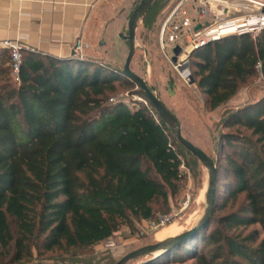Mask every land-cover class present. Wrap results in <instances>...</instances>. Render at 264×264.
<instances>
[{
  "label": "trees",
  "instance_id": "obj_1",
  "mask_svg": "<svg viewBox=\"0 0 264 264\" xmlns=\"http://www.w3.org/2000/svg\"><path fill=\"white\" fill-rule=\"evenodd\" d=\"M21 54L19 84L8 48L0 59V264L87 250L167 210L182 180L181 145L150 103L109 102L129 77L93 59ZM189 59L215 110L264 76V29L211 41ZM221 126L237 129L219 137L232 151L222 202L215 186L208 226L147 264H264V95L227 111Z\"/></svg>",
  "mask_w": 264,
  "mask_h": 264
},
{
  "label": "rangeland",
  "instance_id": "obj_2",
  "mask_svg": "<svg viewBox=\"0 0 264 264\" xmlns=\"http://www.w3.org/2000/svg\"><path fill=\"white\" fill-rule=\"evenodd\" d=\"M139 1L130 0L128 2L124 21L117 31L111 30L112 35L109 42L122 47L110 48L106 62L94 59L108 65L109 72L121 71L124 65L128 43L123 41L121 45V38L117 33L118 31L123 34L127 33V20ZM200 1L158 0L152 13L147 17L146 24L143 18L137 24L136 47L130 67L134 73L145 80L148 87L154 88L158 97L177 116L181 123L183 136L202 149L216 163L219 169L216 201L220 204L225 195V183L229 181L225 156L231 154L232 151L222 146L219 137L221 133H236L237 131L236 128L223 129L221 121L227 111L254 102L264 95V76L258 73L246 79L228 102L211 110L206 97L200 92L193 79V68L190 66L189 79L185 80L179 75L171 60L173 55H170L164 42L162 26L181 5L198 4ZM257 1L264 2V0ZM244 4L245 1H243V6ZM186 6L189 7V5ZM188 11H190L189 8ZM87 59H92V57H87ZM114 84V91L108 93L109 102L121 100L129 106L135 102L150 106L133 80L125 77ZM243 135L249 140L248 133L243 132ZM180 158L182 180L179 183L178 192L170 198L168 209L158 211L155 219L135 223L132 227L122 226L110 239L90 249L74 251L68 255L61 253L45 254L42 257L34 255L26 264H114L132 251L175 236L192 227L203 213L208 177L200 163L181 146ZM227 211L220 212L216 216L223 215ZM169 213L175 214L169 225L162 228H155L152 225L158 217ZM139 261L135 260L127 264H136ZM192 263L189 260L184 264Z\"/></svg>",
  "mask_w": 264,
  "mask_h": 264
},
{
  "label": "crops",
  "instance_id": "obj_3",
  "mask_svg": "<svg viewBox=\"0 0 264 264\" xmlns=\"http://www.w3.org/2000/svg\"><path fill=\"white\" fill-rule=\"evenodd\" d=\"M129 1L0 0V59L6 50L2 42L13 40L22 50L57 59L106 62L110 48L122 47L109 42L110 33L124 21Z\"/></svg>",
  "mask_w": 264,
  "mask_h": 264
},
{
  "label": "built area",
  "instance_id": "obj_4",
  "mask_svg": "<svg viewBox=\"0 0 264 264\" xmlns=\"http://www.w3.org/2000/svg\"><path fill=\"white\" fill-rule=\"evenodd\" d=\"M243 1L245 4L243 6ZM200 3V4H199ZM198 4H183L171 14L162 26L164 42L168 52L180 47L174 68L183 79H189L191 52L205 44L228 35L250 34L255 36L264 29V2L257 0H201ZM189 5V12H186ZM209 23V24H208ZM199 30H195L197 25ZM9 49L10 67L13 81L19 84L22 62L21 44L5 40L1 44ZM175 217L169 213L152 223L155 228L169 225Z\"/></svg>",
  "mask_w": 264,
  "mask_h": 264
},
{
  "label": "water",
  "instance_id": "obj_5",
  "mask_svg": "<svg viewBox=\"0 0 264 264\" xmlns=\"http://www.w3.org/2000/svg\"><path fill=\"white\" fill-rule=\"evenodd\" d=\"M155 1L156 0H140L127 20V33L120 34L122 40L128 43V53L121 72L133 80L137 87L143 91L145 99L152 105L155 113L161 119L163 124L169 129L175 140L205 169L208 177L207 189L205 193V205L202 216L189 229L182 231L174 237L166 238L154 244L147 245L132 251L123 256L114 264H127L135 260H140L136 264H147L166 253H170L175 247L193 238L201 229L207 227L214 212L215 186L217 179V169L214 160L202 149L192 144L183 136L181 123L177 116L172 113L166 104L158 97L154 88L148 87L145 80L138 74L134 73L130 67L136 47L135 42L137 24L149 11ZM200 27V24L197 25L195 30H199ZM172 52L173 56L171 60L175 62L177 56L180 53V47L175 46Z\"/></svg>",
  "mask_w": 264,
  "mask_h": 264
},
{
  "label": "bare ground",
  "instance_id": "obj_6",
  "mask_svg": "<svg viewBox=\"0 0 264 264\" xmlns=\"http://www.w3.org/2000/svg\"><path fill=\"white\" fill-rule=\"evenodd\" d=\"M186 9H187L186 12H189L187 6H186ZM172 225H173V224H172ZM170 226H171V225H170ZM168 227H169V226H168ZM177 235H178V234H177ZM175 236H176V235H175ZM172 237H174V236H172ZM168 238H170V237H168ZM165 239H166V238H165Z\"/></svg>",
  "mask_w": 264,
  "mask_h": 264
}]
</instances>
